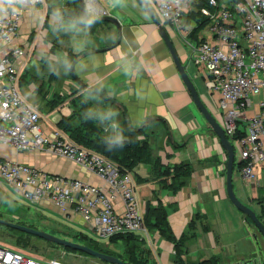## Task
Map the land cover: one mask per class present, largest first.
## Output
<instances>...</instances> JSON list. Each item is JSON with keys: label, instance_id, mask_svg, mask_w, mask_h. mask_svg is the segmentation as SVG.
<instances>
[{"label": "crops", "instance_id": "0c3cea01", "mask_svg": "<svg viewBox=\"0 0 264 264\" xmlns=\"http://www.w3.org/2000/svg\"><path fill=\"white\" fill-rule=\"evenodd\" d=\"M97 1L107 16L118 21L120 34L109 23H98L93 30H67L53 13L59 9L63 19L70 20V1L40 0L24 11L16 37L0 50V60L6 56L13 63L19 92L39 114L38 126L45 137L59 135L70 141L59 124L77 112L76 99L83 96L90 101L91 110L110 109L115 113L123 140H128L123 143L130 140L123 131L136 133V141L147 143L148 160L136 163L130 171L136 206L144 218L146 204L154 209L162 207L174 242L158 228L146 225L141 237L134 235L103 246H114L121 255L127 246L141 264H264L263 237L228 198L227 153L195 106L158 26L136 0ZM146 2L169 37L199 100L223 128L215 95L207 90L203 72L189 62V49L182 37L176 28L163 23L155 0ZM206 2L195 0L184 16V25L193 30V41L209 38L198 26V11ZM16 49L22 50L23 56H12ZM88 51L98 52L84 56ZM68 56L78 59L75 74L84 87L72 79ZM94 92L115 101L116 106ZM98 124L106 136L107 123L98 120ZM233 149V192L264 224V199L258 189L252 191L242 180L239 154ZM0 158L32 166L50 176L105 186L96 175L42 151L20 153L0 143ZM0 190L4 200L0 212L6 214L7 221L68 227L76 234L92 231L71 209L62 212L50 203L32 205L26 201L27 207H20L12 189L1 180ZM114 206L117 212H123L122 201ZM154 222L152 218L151 224Z\"/></svg>", "mask_w": 264, "mask_h": 264}, {"label": "built area", "instance_id": "2783aa9c", "mask_svg": "<svg viewBox=\"0 0 264 264\" xmlns=\"http://www.w3.org/2000/svg\"><path fill=\"white\" fill-rule=\"evenodd\" d=\"M163 23L174 28L189 49V62L205 75V86L217 96L226 139L239 154L240 176L252 191L264 188V0H207L199 8L200 30L208 39L193 41L192 28L183 23L195 0H155ZM40 0H0V50L11 44L24 11ZM93 18L107 12L97 0H83ZM13 50L14 57L23 56ZM19 76L11 60H0V143L17 152L42 151L67 159L96 175L104 188L79 180L54 177L22 163L0 158V180L32 205L46 202L62 212L72 210L95 236L146 233L137 209L130 173H122L102 156L80 149L59 135L45 137L39 114L22 98ZM122 201L123 212L115 209ZM0 264H63L60 258L41 260L0 246Z\"/></svg>", "mask_w": 264, "mask_h": 264}, {"label": "trees", "instance_id": "16d2710c", "mask_svg": "<svg viewBox=\"0 0 264 264\" xmlns=\"http://www.w3.org/2000/svg\"><path fill=\"white\" fill-rule=\"evenodd\" d=\"M67 15L69 19L80 16L79 0H73L71 6L68 9ZM96 25L97 24L92 23L88 27H90V30H93ZM74 59L75 57L68 56V65H70ZM76 100V108L78 109L77 112L72 117L63 119L59 124V127L66 134H68L70 141L74 145L78 146L80 149L87 150L102 156L109 162L116 165V167H118L122 173H130L131 169L136 165V163L148 160V145L145 142L136 141V133L123 131V134L129 137V142L122 143L121 146L111 147L110 149L109 146L105 143L103 129L101 125L98 124V120L96 118H89L87 115L89 110H91L90 101L85 99L83 96H79ZM73 105L75 106V102H73ZM139 133H141V131H139L137 134ZM152 218L155 219V222L153 224H151ZM146 225L149 227L158 228L167 240L174 242V239L167 228L166 214L162 207H159L157 209L150 208L147 218H144V226L146 227ZM16 233L20 235L22 234L17 231ZM77 235V241H72L69 239L68 241L76 242L81 245L87 246L97 252L114 256L113 254L103 252L94 247V244L96 243L89 239L85 234L77 233ZM131 236L134 235L114 237L110 241L126 239ZM60 249H62L65 253L88 257L80 252H74L64 248ZM115 257L127 264H141L139 261H137L136 256L127 248V246L121 257Z\"/></svg>", "mask_w": 264, "mask_h": 264}, {"label": "water", "instance_id": "95a60500", "mask_svg": "<svg viewBox=\"0 0 264 264\" xmlns=\"http://www.w3.org/2000/svg\"><path fill=\"white\" fill-rule=\"evenodd\" d=\"M136 1L151 15L154 23L158 26L160 36L163 39V41L165 42L166 46L168 47V50H169L170 55L174 61L175 66L179 72V75H180L186 89L190 93L195 106L202 113L203 117L206 119L207 123L210 125L213 132L217 135L222 148L227 153L226 184H227V194H228L229 200L236 207V209L238 211H240L241 213H243L244 215H246L250 219L252 224L256 227V229L259 231L260 235L264 239V224L261 223L256 218L255 214L247 206L243 205L236 198V196L233 192L232 171H233V164H234V158H235L233 146L226 139L223 128L218 123L215 122V120L211 117V115L208 113V111L206 110L204 105L199 100L196 89H195L192 81L188 77L187 72L185 70V67L182 65L180 59L178 58V56L175 52V49H174L169 37L167 36L165 31L162 29L158 19L156 18L153 11L151 10L149 5L147 4L146 0H136ZM79 11H80V15H82L86 12L83 0H79ZM93 23L94 24L109 23V24L115 26L116 29L118 30V33L120 34V24L118 23V21L116 19H114L110 16L93 18ZM95 52H98V51H88V52L84 53V56L95 53ZM77 62H78V59H74L72 61V63L70 64V66H69L70 74H71L72 79L74 80V82L77 85H79L80 87H84V83L75 74V66H76ZM94 93L97 94V96H99L103 100L107 101L109 104L116 106L115 101L109 99L108 97L103 96L102 94H100L98 92H94ZM122 110H123V113L126 117V111L123 108H122ZM123 141H128V140L126 139ZM149 208H150V205L146 204V206H145V218H147V216H148ZM0 224L3 225L4 227H7L10 230L17 231V232H20L22 234L33 236V237H36L40 240L46 241L50 244H53L56 247L69 249V250L74 251V252L83 253L88 257L98 259L100 261L105 262L106 264H127L115 256L108 255V254L101 253V252H97V251H95V250H93L87 246L81 245V244L76 243V242H71V241H68L65 239L58 238L52 234H49V233L41 231V230H37L35 228H31V227L26 226V225H22L19 223H12V222H8L5 220H0Z\"/></svg>", "mask_w": 264, "mask_h": 264}, {"label": "rangeland", "instance_id": "374dc122", "mask_svg": "<svg viewBox=\"0 0 264 264\" xmlns=\"http://www.w3.org/2000/svg\"><path fill=\"white\" fill-rule=\"evenodd\" d=\"M70 3L73 2V0H69ZM217 98V96H215ZM219 112L220 109L218 108ZM262 186L258 187V192L261 196V198L264 199V191H262ZM12 196L16 199V201L19 203L18 205L20 207H27V204L25 200L21 197H16V195L12 192ZM3 195L0 190V210L3 212L4 208L3 206ZM0 212V220L6 219V214H3ZM6 212V211H5ZM9 217V216H8ZM10 222V221H8ZM13 223V222H12ZM32 226L31 228H35L37 230L44 231L43 229L47 230V233L52 234L58 238L61 239H69L72 241H77L78 235L76 232H74L72 229L68 227H35V225H27ZM89 239L94 241L96 244H94V247H96L98 250H101L103 252H107L109 254H113L114 256L121 257V250L114 247V246H103L106 243L113 244L114 241H104L98 239L95 234L90 231L86 230V233H84ZM119 240V239H118ZM0 246L2 247H8L10 249H13L15 251L21 252L24 255L37 258L41 260L43 263L44 261H47L51 258H60L64 264H106L103 261H100L98 259L92 258V257H82L75 256L73 254L65 253L62 249L46 242L43 240H40L36 237L25 235V234H18L16 231H11L7 227H4L0 224ZM248 264H254V263H248ZM257 264V263H256Z\"/></svg>", "mask_w": 264, "mask_h": 264}, {"label": "clouds", "instance_id": "9594fccd", "mask_svg": "<svg viewBox=\"0 0 264 264\" xmlns=\"http://www.w3.org/2000/svg\"><path fill=\"white\" fill-rule=\"evenodd\" d=\"M53 15L61 21L62 26L67 30H83L93 23V16L89 11H86L84 14L79 17L65 21L63 15L59 9H56ZM89 118H96L101 122H106L108 127L106 131L108 134L105 136V143L111 147L121 146L123 143V137L120 132L119 124L115 119V113L109 110L97 111L89 110Z\"/></svg>", "mask_w": 264, "mask_h": 264}]
</instances>
